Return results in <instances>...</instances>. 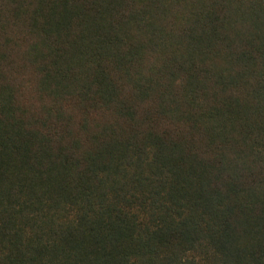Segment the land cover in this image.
Returning a JSON list of instances; mask_svg holds the SVG:
<instances>
[{"label": "trees", "instance_id": "16d2710c", "mask_svg": "<svg viewBox=\"0 0 264 264\" xmlns=\"http://www.w3.org/2000/svg\"><path fill=\"white\" fill-rule=\"evenodd\" d=\"M0 264H264V0H0Z\"/></svg>", "mask_w": 264, "mask_h": 264}]
</instances>
